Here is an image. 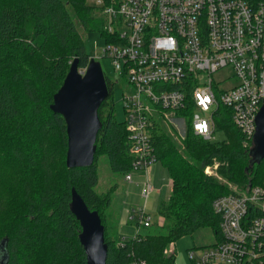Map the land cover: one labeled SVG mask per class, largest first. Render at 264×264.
<instances>
[{
	"label": "trees",
	"instance_id": "16d2710c",
	"mask_svg": "<svg viewBox=\"0 0 264 264\" xmlns=\"http://www.w3.org/2000/svg\"><path fill=\"white\" fill-rule=\"evenodd\" d=\"M97 12L90 0H0V264H88L79 237L82 226L69 206L72 188L100 214L107 264H130L136 258L175 264L176 252L169 254L168 248L180 238L207 225L218 237L215 199L264 179V159L253 164L252 147L244 143L230 108L221 105L215 113L225 139L206 141L195 135L189 87L186 107L178 113L188 117L185 138L170 132L160 118L151 130L156 160L171 180L170 199L160 207L169 223L166 232L111 238L107 209L112 196L95 191L96 160L105 154L110 169L124 175L133 167L130 133L113 105L114 82L105 76L110 95L99 110L102 128L90 167L68 168L67 124L50 108L71 61L78 59L83 71L91 59L85 35L99 32L110 41ZM217 162V175L204 172Z\"/></svg>",
	"mask_w": 264,
	"mask_h": 264
},
{
	"label": "built area",
	"instance_id": "2783aa9c",
	"mask_svg": "<svg viewBox=\"0 0 264 264\" xmlns=\"http://www.w3.org/2000/svg\"><path fill=\"white\" fill-rule=\"evenodd\" d=\"M93 6L110 37L103 57L111 60L118 79L130 83L123 105L133 167L124 176L132 182L133 171L145 172L146 200L155 191L148 173L158 163L154 121L184 110L189 87L196 136L216 138L215 113L222 105L231 109L244 143L254 147L257 113L264 104V0H93ZM227 67L236 83L223 89L213 75ZM179 117L186 134L188 117ZM218 164L204 172L213 175ZM213 210L220 217L218 241L192 248L191 261L264 264V179L219 196ZM137 212L140 227L148 224L146 207ZM130 264L146 262L136 258Z\"/></svg>",
	"mask_w": 264,
	"mask_h": 264
},
{
	"label": "rangeland",
	"instance_id": "374dc122",
	"mask_svg": "<svg viewBox=\"0 0 264 264\" xmlns=\"http://www.w3.org/2000/svg\"><path fill=\"white\" fill-rule=\"evenodd\" d=\"M90 4H93V0H90ZM85 49L90 54L91 59L97 60L102 64L105 76L113 79L114 88L112 89L113 95V105H115L116 118L118 120L125 121L126 113L124 110V95L129 93L130 88L127 86L130 84L125 79H118L116 72L112 70V64L110 59L104 58V47L106 42L104 36L99 32L87 33L85 35ZM90 59V60H91ZM232 68L227 67L221 71H217L213 75V79L220 83V87L223 89H228L230 85H234L236 82L233 79L231 72ZM172 113L169 115L170 120H163L165 125L169 127V131L177 132L178 137L184 139L185 127H182V121H178L181 117ZM173 119V122H172ZM175 122L180 130L183 132V136L176 130ZM216 138L213 141L225 139L221 129L218 124L215 128ZM185 135V136H184ZM108 157L103 154L99 155L96 162L98 167V177L99 183L95 188V191L102 194L109 192L112 196L111 206L107 209V219L109 233L111 238L115 240H120L123 238H133L139 232L140 234H145L147 232H153L156 234H163L166 232L167 219L160 216V207L162 201H167L171 196V180L166 174V170L161 163L155 164V170L150 174V179L153 185H155V191L151 192L147 200L143 196V191L145 190L146 175L145 172L133 171V181L128 182L125 179L124 174L114 173L109 166L107 161ZM219 165V164H218ZM218 168V167H217ZM217 169L213 170V175H217L215 172ZM146 207L147 212L149 213L150 221L148 222V227H138V210L142 207ZM133 210H137L133 212ZM132 217V218H131ZM218 241V237L215 229L207 225L205 227L199 228L197 231L191 233V235L185 236L177 240L175 244H172L168 248V253L176 252L175 264H194L193 260L189 258L190 251L192 248H201L206 247V245H214Z\"/></svg>",
	"mask_w": 264,
	"mask_h": 264
},
{
	"label": "water",
	"instance_id": "95a60500",
	"mask_svg": "<svg viewBox=\"0 0 264 264\" xmlns=\"http://www.w3.org/2000/svg\"><path fill=\"white\" fill-rule=\"evenodd\" d=\"M78 59L71 61L65 81L56 92L51 110L62 114L67 124L68 151L65 163L68 168L90 167L95 160L98 132L102 128L99 110L109 98L107 80L102 64L95 59L88 61L85 72L79 70ZM253 164L264 159V104L257 113ZM71 212L80 221L79 232L88 264H107L109 247L105 240V226L96 210H90L81 194L71 189Z\"/></svg>",
	"mask_w": 264,
	"mask_h": 264
},
{
	"label": "crops",
	"instance_id": "0c3cea01",
	"mask_svg": "<svg viewBox=\"0 0 264 264\" xmlns=\"http://www.w3.org/2000/svg\"><path fill=\"white\" fill-rule=\"evenodd\" d=\"M155 167H156V165H154L151 169H150V174H152V172H154V170H155ZM155 186V185H154ZM153 186V187H154ZM155 188V187H154Z\"/></svg>",
	"mask_w": 264,
	"mask_h": 264
}]
</instances>
